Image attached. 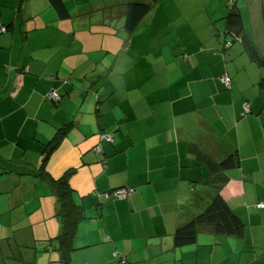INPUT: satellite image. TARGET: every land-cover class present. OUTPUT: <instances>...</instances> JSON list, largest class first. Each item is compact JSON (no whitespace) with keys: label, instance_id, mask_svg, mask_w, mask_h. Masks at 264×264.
<instances>
[{"label":"crops","instance_id":"0c3cea01","mask_svg":"<svg viewBox=\"0 0 264 264\" xmlns=\"http://www.w3.org/2000/svg\"><path fill=\"white\" fill-rule=\"evenodd\" d=\"M62 1L67 17L49 0H0L8 27L0 33V264H11L16 245L25 259L58 264L56 251H41L58 231L57 204L33 173L42 144L69 121L46 168L54 177L77 168L70 184L86 218L72 264H119L114 251L131 264H264V208L253 206L264 202V66L240 44L220 53L226 0H159L132 32L120 6L148 0ZM235 4L264 55V0ZM223 71L230 90L217 79ZM50 88L58 104L45 96ZM244 100L251 111L242 116ZM234 152L239 166L220 194L244 235L203 228L195 243L175 246V228L215 193L216 183L202 180L208 158ZM122 185L135 192L92 193Z\"/></svg>","mask_w":264,"mask_h":264},{"label":"trees","instance_id":"16d2710c","mask_svg":"<svg viewBox=\"0 0 264 264\" xmlns=\"http://www.w3.org/2000/svg\"><path fill=\"white\" fill-rule=\"evenodd\" d=\"M158 1L159 0H148L145 2L128 1L124 3L123 6L121 5L120 7L123 8L124 13V28L130 32L135 30ZM49 2L58 12L59 16L67 17L69 15L62 0H49ZM225 6L227 8L225 11L226 13L221 17L225 27L221 30L222 40L220 42V53L223 55L225 52H234L235 46L240 44L244 46L245 53L248 54L249 58L252 59L254 63L264 66V55L259 53L250 38L244 32L242 18L239 9L235 4V0H226ZM189 15L191 18L194 16V14ZM0 27L3 28V31L1 32L8 30L6 25H0ZM6 68L8 71L13 69L11 66H7ZM217 79L226 89L230 90L232 79L225 71H223ZM258 85L259 87L264 88V77L260 80V82H258ZM45 96L54 104H58L61 100V95L52 88L45 93ZM250 111L249 101H242L240 114L244 116L250 113ZM72 123V121H69L58 127L53 136L47 142L42 144L43 157L40 159V163L37 166L35 173H33L38 180L49 186L51 194L57 204L54 216L58 220V231L54 236L48 238L41 251H56L58 253V257L56 259L58 264H72V252L78 249L74 245V238L79 223L82 219L86 218L83 206L79 201H77L76 190L70 184V178L77 172V168L69 167L57 177H54L46 168V163L51 153L59 145L63 136L71 128ZM98 137L101 141L113 142L114 140L111 133L100 132ZM108 137L111 139H107ZM94 152L96 153L95 156L98 160L105 165V158L107 155L104 154L102 149L95 146ZM239 162L240 159L236 152L227 155L219 161H211L208 158L206 167L209 170V174L205 175L202 180H204L206 184L208 183V185L209 183H212L213 185L216 183L215 193L205 209L201 210L199 213L175 228L172 239L175 246L181 247L195 243L198 232L203 228H207L219 235L234 237H242L244 235L245 223L233 211L227 201L220 194V190L229 180L227 173L237 168L239 166ZM118 189H131V191L126 193L124 196L119 197L115 195V191ZM134 192V187L122 185L106 191L93 190L92 193L100 199H108L112 197L126 199ZM260 203H262L261 206L259 205ZM253 206L256 208H264V202L259 201L253 204ZM22 248L20 245H16L15 247L11 246L12 251H14V255L11 257L13 259L10 260L11 264H38V262L34 259H25L19 252ZM0 251H3L2 243L0 244ZM35 251L38 252V247L36 245H34V252ZM112 254L118 258L119 264H131L125 259V257L119 255L116 251Z\"/></svg>","mask_w":264,"mask_h":264},{"label":"built area","instance_id":"2783aa9c","mask_svg":"<svg viewBox=\"0 0 264 264\" xmlns=\"http://www.w3.org/2000/svg\"><path fill=\"white\" fill-rule=\"evenodd\" d=\"M3 31V28L0 27V32ZM107 139H111L110 137H108ZM131 189L125 190V189H118L115 191V195L122 197L124 196L126 193L130 192ZM260 206L262 205V203L259 204Z\"/></svg>","mask_w":264,"mask_h":264},{"label":"rangeland","instance_id":"374dc122","mask_svg":"<svg viewBox=\"0 0 264 264\" xmlns=\"http://www.w3.org/2000/svg\"><path fill=\"white\" fill-rule=\"evenodd\" d=\"M37 262H38V264H39V260H38Z\"/></svg>","mask_w":264,"mask_h":264}]
</instances>
